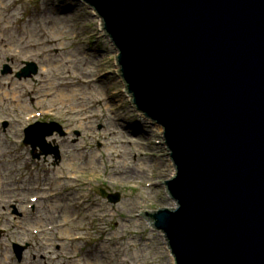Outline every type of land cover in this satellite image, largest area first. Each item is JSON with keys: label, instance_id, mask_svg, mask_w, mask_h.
<instances>
[{"label": "water", "instance_id": "obj_1", "mask_svg": "<svg viewBox=\"0 0 264 264\" xmlns=\"http://www.w3.org/2000/svg\"><path fill=\"white\" fill-rule=\"evenodd\" d=\"M76 1L173 168L159 180L171 208L137 213L169 263L264 264V0ZM50 127L26 142L44 148Z\"/></svg>", "mask_w": 264, "mask_h": 264}, {"label": "rangeland", "instance_id": "obj_2", "mask_svg": "<svg viewBox=\"0 0 264 264\" xmlns=\"http://www.w3.org/2000/svg\"><path fill=\"white\" fill-rule=\"evenodd\" d=\"M93 28H99L98 18L76 0H0V69L5 63L13 70L24 62L40 66L39 75L31 79L7 77L8 87L0 91L1 112L8 104L9 111L40 113V120L57 121L69 130L62 148L68 154L57 166L48 158L31 167L32 176L20 189L28 198L34 191H26V185L32 184L50 197L40 219L31 220L24 206L18 208L25 213L23 224L7 216L14 224L12 237L1 240L2 251L19 229L39 225L46 227L44 243L31 253H41L43 264H90L91 259L100 264H170L163 234L147 227L137 213L171 208L174 201L161 191L159 180L168 179L173 168L157 144L158 127L128 107L118 72H112V43ZM70 86L75 92L66 93ZM64 94L74 96L73 101L63 100ZM34 121L19 123L15 135L22 140ZM6 144L0 133V152ZM22 168L26 165L0 158L1 201L14 198L16 172ZM117 194L120 201L110 203Z\"/></svg>", "mask_w": 264, "mask_h": 264}, {"label": "bare ground", "instance_id": "obj_3", "mask_svg": "<svg viewBox=\"0 0 264 264\" xmlns=\"http://www.w3.org/2000/svg\"><path fill=\"white\" fill-rule=\"evenodd\" d=\"M87 6V5H86ZM88 7V6H87ZM58 41L59 40H57V39H52L51 40V43L52 44H54V45H58L59 43H58ZM70 89V91L69 92H66V93H72V92H75V90H74V88L73 87H71V88H69ZM68 89V90H69ZM65 93V94H66ZM62 95V99L63 100H67V101H73V98H74V96H66V95ZM162 238H163V235H162ZM163 240H164V238H163ZM166 247V246H165ZM139 256V255H138ZM94 259H91V260H89L90 262V264H100L102 261L101 260H98V261H96V260H94V261H96L95 263H92V261H93Z\"/></svg>", "mask_w": 264, "mask_h": 264}]
</instances>
